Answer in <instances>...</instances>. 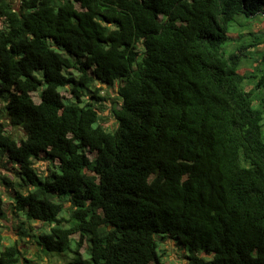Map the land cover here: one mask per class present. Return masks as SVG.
<instances>
[{"label":"trees","instance_id":"obj_1","mask_svg":"<svg viewBox=\"0 0 264 264\" xmlns=\"http://www.w3.org/2000/svg\"><path fill=\"white\" fill-rule=\"evenodd\" d=\"M263 7L0 0V160L20 182L0 177V229L20 221L0 264H45L28 238L54 264H162L158 236L188 264H264Z\"/></svg>","mask_w":264,"mask_h":264},{"label":"rangeland","instance_id":"obj_2","mask_svg":"<svg viewBox=\"0 0 264 264\" xmlns=\"http://www.w3.org/2000/svg\"><path fill=\"white\" fill-rule=\"evenodd\" d=\"M19 1L20 0H12V3L15 5V7H18ZM262 9L264 13V7ZM258 18L259 19L253 22L248 32L253 33L256 36H264V14H260ZM0 27H3V22L1 19H0ZM237 30H238L237 25L232 24L230 26L229 33L232 36H238L240 33ZM260 49L261 51L264 52V47H261ZM249 68H250V65H249ZM101 95L102 97H104V101H102L101 104L96 105V107L100 109V114L102 117L103 125L107 128H110V127H113L116 122V120L114 119L113 112H112L113 107L117 103L121 104V100L117 95L116 87L109 88L108 86H103ZM63 96L65 97V99L70 98V94L65 91L63 92ZM33 97L37 103L40 102V96L38 93H34ZM0 107H1V104H0ZM3 163H5V160H0V177L6 176L9 180H11L14 183L15 188L17 189L20 188L19 187L20 182L16 179L14 175V170L12 171L7 170V168L3 166ZM35 167L40 173V176L42 178L47 176L49 172L51 171V169H53V166L51 165V163L47 161L36 162ZM12 188L13 187L7 188L5 186H0V191H2L1 194L7 203L10 202V197L8 196V192ZM15 217L16 215L14 213L8 212L6 219L2 221V228L0 229L1 246H3L4 244L6 245L14 244L15 241H18L20 238L19 235H17L18 234L17 226L20 223V221L19 222L16 221ZM33 226L34 228H42L41 224H34ZM45 229L47 230L48 227H45ZM156 239L158 242L159 253H161L162 264H188L189 262L188 256L190 255L188 251L178 246L174 241L170 239L161 240L160 236L156 237ZM19 246L22 249V252H24V254L29 259H32L33 261L37 263L45 262V264H54L55 262V259H52V260L45 259L41 255L40 248L36 244H34L32 242V239L30 238L25 239L24 242L22 240L19 241ZM204 258H206L207 260L210 259L207 256H204ZM57 263H60V262L58 261Z\"/></svg>","mask_w":264,"mask_h":264}]
</instances>
